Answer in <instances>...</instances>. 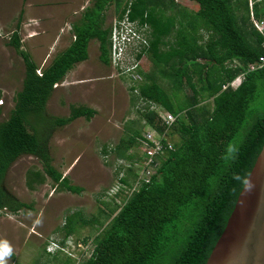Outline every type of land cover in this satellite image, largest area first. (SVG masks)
I'll return each mask as SVG.
<instances>
[{"label":"trees","instance_id":"16d2710c","mask_svg":"<svg viewBox=\"0 0 264 264\" xmlns=\"http://www.w3.org/2000/svg\"><path fill=\"white\" fill-rule=\"evenodd\" d=\"M96 1V8L87 9L74 27L71 46L41 71L18 31L8 42L22 57L25 74L14 108L0 122V210L31 208L5 186L7 172L22 155L35 156L42 165L28 172L30 188L50 177L61 190L82 191L54 166L50 141L58 128L80 117L90 119L97 111L71 104L68 115L57 116L47 113V104L68 70L88 58L93 38L99 42L100 61L112 62L113 27H105L102 16L110 0ZM111 1L119 7L117 21L127 19L145 36L137 59L146 56L151 63L148 70L138 67L144 80L131 86L138 90L132 101H142L137 109L141 120L171 148L151 157L145 153L151 158L147 166L155 171L139 179L134 155L126 151L137 139H147L141 127L115 147L104 145V156L115 152L130 165L118 164L116 182L123 198L104 192L103 198L115 200L101 199L99 210L107 222L79 264H205L264 144V112L251 107L264 89V65L249 67L264 56V33L255 22L264 20V0H191L199 5L196 12L178 0ZM239 76L243 79L234 87ZM159 110L174 115V122L167 126ZM127 186L133 190L124 195ZM91 221L83 210L69 212L64 240L54 241L68 250L67 238Z\"/></svg>","mask_w":264,"mask_h":264},{"label":"rangeland","instance_id":"374dc122","mask_svg":"<svg viewBox=\"0 0 264 264\" xmlns=\"http://www.w3.org/2000/svg\"><path fill=\"white\" fill-rule=\"evenodd\" d=\"M78 1L84 5L87 0ZM178 1L190 11L196 12L199 8V5L191 0ZM7 2L13 5L12 0ZM82 11L83 9L75 10V20ZM113 21L117 20L113 11H110L108 22ZM12 27L16 28L15 24ZM32 31L38 36V27H33ZM8 35L9 33L0 29V122L7 119L14 108V97L22 87L25 74L22 57L15 49L6 47L7 40H3V36ZM26 35L28 36L27 32ZM143 37L145 39L142 35L141 41H136L129 49V54L135 58L133 61H138L140 67L148 70L151 67L149 59L146 56L137 59L138 49H141L144 43ZM92 41L85 70L92 65H96L100 70H83V73L79 74L82 77H79L78 82H84L78 83L74 89L67 90V94L63 91L54 92V88L47 105V113L57 116H66L67 107L71 104H85L97 111L90 119L81 117L67 127L58 128L50 141L54 166L69 177L71 184L81 187L82 191L73 193L61 190L50 177L45 183L30 188L27 184L28 172L42 169V165L33 155L20 156L7 172L5 186L10 194L29 203L31 208L18 211L0 210V245L7 243L11 249V254L3 258L4 264H79L88 258L94 246L93 239L107 222L105 215L99 210L102 206L101 199L110 204L115 200H107L103 198V194L116 183L118 164L130 165L129 161L117 158L115 152L104 156V145L107 144L109 149L115 147L135 128L141 127L142 134L156 132L141 120L137 112L138 106L143 105L142 101L138 98L132 101L138 90L133 92L131 86L139 85L144 80L142 75L137 70L139 75L135 80L132 76L122 73L112 62L111 65L103 64L99 59L98 42ZM35 57L36 55H33V58ZM242 79V76H239L232 85L237 87ZM209 102L211 104V100ZM251 107L256 113L264 112V89L257 92ZM37 121V127L42 128L40 119ZM149 150L150 146L139 138L126 151L127 155H134L132 161L136 164L133 171L137 176L140 175L139 179L148 178L155 171L153 166H147L150 158H146L145 153ZM149 155L152 156L148 153ZM121 173L123 174L122 170ZM127 177L130 181L135 179L133 172L127 173ZM126 189L122 191L124 195V192H130L133 187L129 190L127 186ZM118 198L122 200L123 195L119 193ZM78 210H83L84 215L92 220L91 223L79 227L67 238L68 250H61L57 254H54L56 251L53 249L48 251L50 240H64L63 226L68 213Z\"/></svg>","mask_w":264,"mask_h":264},{"label":"crops","instance_id":"0c3cea01","mask_svg":"<svg viewBox=\"0 0 264 264\" xmlns=\"http://www.w3.org/2000/svg\"><path fill=\"white\" fill-rule=\"evenodd\" d=\"M7 1L8 0H0V29L4 33H9L8 37L3 36V40L4 38L7 40L5 42L6 47L9 49H15L13 46L9 45L8 42L11 39L12 34L15 31H18L22 47L30 53L32 59L39 66V71L49 66L56 55L64 52L69 46H71L72 42L75 40L74 27L82 21L83 14L87 9L96 8L97 2L96 0H87L84 5H82L79 4L80 1L78 0H12L13 5H11V3ZM77 2L78 4H76ZM78 9H83V11L79 15V18L75 20V10ZM118 9L119 7L111 0L102 7V16L105 18V27L113 26L115 21L112 23L108 22L109 12L113 11L115 20H117ZM14 24L16 28L12 27ZM6 27L8 28L5 29ZM33 27H38V36L35 35L36 32L32 31ZM26 32L28 36L26 35ZM92 40L98 42L96 38H93ZM52 50L53 52L51 53ZM33 55H36V59L33 58ZM88 59L89 51L88 58L75 63L74 66L68 70L63 80L55 85L54 92L63 91L67 94V90L74 89L78 83H83L84 81L78 82L79 77H82L79 76V74H82L83 70H85L86 61H88ZM96 68L99 69L96 65H92L87 70L95 71ZM68 113L69 106L67 107V115ZM67 126H69V124L64 127Z\"/></svg>","mask_w":264,"mask_h":264},{"label":"water","instance_id":"95a60500","mask_svg":"<svg viewBox=\"0 0 264 264\" xmlns=\"http://www.w3.org/2000/svg\"><path fill=\"white\" fill-rule=\"evenodd\" d=\"M205 264H264V144Z\"/></svg>","mask_w":264,"mask_h":264},{"label":"built area","instance_id":"2783aa9c","mask_svg":"<svg viewBox=\"0 0 264 264\" xmlns=\"http://www.w3.org/2000/svg\"><path fill=\"white\" fill-rule=\"evenodd\" d=\"M251 4H253L252 0H251ZM116 22L117 23L113 24L112 26L113 28L111 32V41H112L111 61L115 66L119 67V69L122 70V73H125L130 77L132 76L136 80L137 75H139L136 72L139 65L137 60L133 61L135 58H133L131 54H129V49H131V47L134 45L136 41H141V35L138 32H136L134 23H131L127 19ZM255 22L259 31L264 33V20H259ZM262 65H264V56H261L256 64L255 63L250 64L249 67L250 69L253 70L258 67H261ZM151 108H154L158 111L155 105H152ZM159 114L163 117V121L167 126L171 125L175 120V116L167 111L163 113L159 112ZM145 137L147 138L146 140H144L145 143L149 145L151 148V150H149L148 153L152 154V156L157 153L162 154L167 148H171V145L169 146L167 144L163 145L160 139L158 138L156 132L154 131L153 133L148 132L147 134H145ZM148 163H150V161ZM122 175L123 174H121V176ZM119 188H120V182H116L107 191V196L115 197L119 192ZM51 249L57 251L59 249L62 250L64 248L58 242H55L54 240H50L49 244L47 245V250L50 251Z\"/></svg>","mask_w":264,"mask_h":264},{"label":"clouds","instance_id":"9594fccd","mask_svg":"<svg viewBox=\"0 0 264 264\" xmlns=\"http://www.w3.org/2000/svg\"><path fill=\"white\" fill-rule=\"evenodd\" d=\"M0 248H2V250H0V264H4V259L3 258L5 256H9L11 254V249L9 248L7 243H4L3 245H0Z\"/></svg>","mask_w":264,"mask_h":264}]
</instances>
